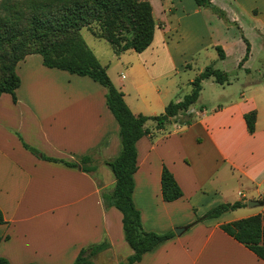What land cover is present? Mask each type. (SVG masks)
<instances>
[{
    "label": "crops",
    "instance_id": "obj_1",
    "mask_svg": "<svg viewBox=\"0 0 264 264\" xmlns=\"http://www.w3.org/2000/svg\"><path fill=\"white\" fill-rule=\"evenodd\" d=\"M228 1L230 6L211 0L226 20L198 7L194 0L192 16H198L196 27L205 32L217 60L224 63L235 52L237 69L251 76L255 46L264 53V4ZM172 3L162 4L159 16L154 15L161 25L156 26L151 45L139 54L140 60L128 61L125 56L133 51H127L114 55L112 64L99 62L136 116H157L170 103L157 84L169 65L175 71L191 68L188 62L178 66L172 59V47L184 38L182 17L188 15ZM246 42L249 55L239 68ZM216 47L221 48L223 60ZM15 72L20 79L15 102L9 94L0 96V210L5 220L0 225V257L10 264H74L82 249L106 239L110 248L93 257V263L119 264L133 252L123 237L121 213L106 209L101 198L102 191L111 192L115 183L103 162L116 158L121 148L106 90L87 77L44 67L39 55L27 56ZM251 111L256 113L253 134L244 121ZM189 113L192 123L179 124L178 115L170 121L174 130L167 135L166 126L158 131L147 122L152 134L136 144L132 200L142 229L174 235L175 229L184 231L135 264H264L220 229L257 214L264 218V205L250 209L246 204H260L264 196V110L241 93L211 111L202 106ZM23 144L55 160L77 163L89 156L95 172L41 160ZM163 167L183 194L174 202L162 200ZM238 201L245 206L185 229L211 208Z\"/></svg>",
    "mask_w": 264,
    "mask_h": 264
},
{
    "label": "trees",
    "instance_id": "obj_2",
    "mask_svg": "<svg viewBox=\"0 0 264 264\" xmlns=\"http://www.w3.org/2000/svg\"><path fill=\"white\" fill-rule=\"evenodd\" d=\"M198 7L210 9L219 18L226 20L225 13L214 6L211 0H194ZM0 96L9 94L15 102V91L20 79L15 70L18 63L29 55H39L44 67L65 71L80 77H87L106 90V105L119 127L120 153L116 158L104 161L114 176L111 192L102 191L101 198L106 209L115 208L122 215L123 237L132 250V255L119 264H135L144 254L154 250L160 243L174 238L172 232L157 234L142 229L140 213L132 200L134 174L137 171V142L151 136L146 128L147 122L154 123L155 130H162L179 114H184L192 123L190 109L197 102L202 82L212 78L218 85H229L228 76L207 66L190 83L191 91L179 102H170L163 113L157 116L134 115L124 102L123 94L115 88L105 67H102L93 52L80 35L82 29L92 31L94 37L104 40L115 56L127 51L137 54L144 52L152 43L156 24L152 7L147 0H25L23 2L6 0L0 5ZM246 42L245 62L249 55ZM218 58L224 59L221 48L216 47ZM249 134L254 133L256 113L244 115ZM23 147L37 158L61 163L70 168H80L85 173H94L90 166L91 158L82 157L77 163L47 158L37 150L23 144ZM161 196L166 203L182 197V191L173 175L166 167L160 176ZM98 187L101 186L98 184ZM260 205H263L260 201ZM240 201L224 203L211 208L202 217L187 225L185 229L218 218L221 215L244 207ZM5 224L0 210V225ZM220 229L264 261V218L257 214L231 223ZM2 239L0 238V242ZM110 248L105 239L101 243L82 249L74 264H94L92 258ZM0 264H10L0 257Z\"/></svg>",
    "mask_w": 264,
    "mask_h": 264
},
{
    "label": "rangeland",
    "instance_id": "obj_3",
    "mask_svg": "<svg viewBox=\"0 0 264 264\" xmlns=\"http://www.w3.org/2000/svg\"><path fill=\"white\" fill-rule=\"evenodd\" d=\"M6 0H0V5L5 3ZM23 2L25 0H11ZM148 1V0H147ZM181 1V3H180ZM216 3L220 0H215ZM225 3L228 0H221ZM251 2L253 0H247ZM259 4H264V0H256ZM152 10L153 18L159 16V9L161 5H171L169 0H150L149 1ZM193 0H178L173 2L172 5H177L183 7L184 12H188V15L182 17V32L184 33V38L178 47H172V59L175 62V65L180 66L184 62H188L190 67L188 70L177 71L173 70L169 65V71H167V65H164L166 72L162 74V78L157 82V84L162 88V92L166 91V98L169 102H178L182 98L189 94L191 91L190 82L193 81L195 77L198 76L207 66L212 65L215 69H218L224 72L229 78V85H218L214 83L212 78H208L202 82V90L200 96L193 105L192 108L202 109V106H205L207 110L216 109L220 105L228 104L233 99L240 97L241 93H244L246 99H252L254 103L260 109L264 110V53L261 54L258 51V46L254 48L253 61L250 65L252 67V75L246 76L244 72L239 71L236 66V59L234 57L235 52L230 54V57L224 62L221 63L217 60V54L214 49L208 44L209 39H207L205 32L196 27V23H199L198 16H192V6ZM226 4V3H225ZM230 6L229 4H226ZM1 13V11H0ZM205 18H209L205 15ZM156 26H160L161 22L158 19H154ZM195 25V26H194ZM80 35L87 47L93 52V54L98 58L99 62L102 65L112 64L114 54L109 47V45L102 39H98L93 36L92 31L87 29H82ZM185 48V50L183 49ZM126 59L131 63H135L140 60V56L134 52H128L126 54ZM244 62L239 64V68ZM176 66V68L178 67ZM121 67L119 68V70ZM119 70L116 73H119ZM110 76L114 78V81L117 82L115 72L110 71ZM262 81L259 84H253L252 81ZM91 81V80H90ZM191 108V109H192ZM190 109V110H191ZM161 111L157 112V115L161 114ZM177 120L179 124H184L188 121L184 114H179ZM172 124L166 125V135L174 130L171 126ZM165 136V135H164ZM262 203L264 205V196L262 197Z\"/></svg>",
    "mask_w": 264,
    "mask_h": 264
},
{
    "label": "water",
    "instance_id": "obj_4",
    "mask_svg": "<svg viewBox=\"0 0 264 264\" xmlns=\"http://www.w3.org/2000/svg\"><path fill=\"white\" fill-rule=\"evenodd\" d=\"M246 204H247V207L250 209L260 206L259 202H257V201H248ZM183 231H184V229H182V228L175 229L174 233H175V235H179Z\"/></svg>",
    "mask_w": 264,
    "mask_h": 264
}]
</instances>
